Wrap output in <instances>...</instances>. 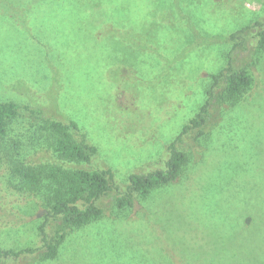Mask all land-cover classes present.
I'll return each mask as SVG.
<instances>
[{"label":"rangeland","instance_id":"374dc122","mask_svg":"<svg viewBox=\"0 0 264 264\" xmlns=\"http://www.w3.org/2000/svg\"><path fill=\"white\" fill-rule=\"evenodd\" d=\"M8 6L0 4V101L32 102L45 117L74 121L97 149L87 166L109 167L120 191L131 172L164 166L169 142L206 97L209 73L228 63L246 65L253 83L237 102L212 104L203 135L193 131L177 141L187 162L175 181L132 208L112 206L111 192L100 203L104 216L70 231L54 258L5 264H233L253 251L261 257L255 244L264 243V50L250 63L257 27L248 29L246 52L230 42L190 50L181 43L186 29L153 28L143 8L132 17L135 32L151 27V43L174 61L144 51L136 59L132 51L126 56L131 77L121 80L106 63L103 40L86 37L90 22L41 16L23 3L12 16ZM188 6L201 31L228 34L264 23V0H191ZM180 46L181 62L175 59ZM6 183L0 159V248H37L42 213ZM51 227L45 224L47 235Z\"/></svg>","mask_w":264,"mask_h":264},{"label":"trees","instance_id":"16d2710c","mask_svg":"<svg viewBox=\"0 0 264 264\" xmlns=\"http://www.w3.org/2000/svg\"><path fill=\"white\" fill-rule=\"evenodd\" d=\"M22 3L36 6L40 15L54 16V13H59L75 23L90 22L84 24L89 26L86 37L99 44L103 40L101 44L104 43L102 46L108 52L106 63L111 68H117L121 80L131 77L128 76L131 65H126V56L132 51L136 59L144 51L146 54L152 52L157 60H164L165 63L174 61L151 43V27L143 24V31L135 32L132 17L143 8H147L143 16L151 20L147 23L153 28H161L166 23L177 30L181 27L186 29L181 43H185V48L190 50L230 42L232 50L246 52L249 50L246 34L252 26L257 30L250 63H254V55L264 50V23L245 24L228 34L201 31L188 6L191 0H0V4L11 5L7 12L12 16H17L18 5ZM79 24L74 25L77 31ZM185 48L178 47L175 59L179 62L184 57ZM208 76L211 86L205 90L206 97L198 104L194 115L182 125L175 139L169 142L164 166L131 172L123 191L118 190L109 167L87 166L97 149L88 142L74 121L65 123L45 117L41 115L40 105L32 106V102L0 101V159L8 174L7 189L12 195H24L42 213V221L37 226L41 245L37 248H0V264H5L8 259L16 263L52 259L70 231L104 216L100 203L109 193L114 192L111 195L112 206L132 208L137 199L145 198L153 189L175 181L187 162V156L178 149L177 141L183 134L193 131L196 137L203 135L212 104L220 107L237 102L253 83L251 71L246 65L228 63ZM17 127L23 129L16 131ZM251 216L253 220L255 217ZM47 223H52L49 235L45 232ZM255 246L261 257L253 251L247 261H234L233 264H264V243Z\"/></svg>","mask_w":264,"mask_h":264}]
</instances>
